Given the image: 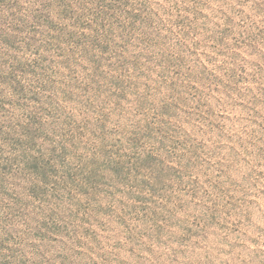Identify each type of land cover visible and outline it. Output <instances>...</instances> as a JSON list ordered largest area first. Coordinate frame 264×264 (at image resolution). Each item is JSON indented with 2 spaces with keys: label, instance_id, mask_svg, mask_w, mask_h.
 I'll return each instance as SVG.
<instances>
[{
  "label": "rangeland",
  "instance_id": "374dc122",
  "mask_svg": "<svg viewBox=\"0 0 264 264\" xmlns=\"http://www.w3.org/2000/svg\"><path fill=\"white\" fill-rule=\"evenodd\" d=\"M0 264H264V0H0Z\"/></svg>",
  "mask_w": 264,
  "mask_h": 264
}]
</instances>
